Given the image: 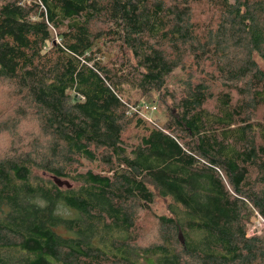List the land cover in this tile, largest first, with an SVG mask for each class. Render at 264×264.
Instances as JSON below:
<instances>
[{
  "label": "trees",
  "instance_id": "obj_1",
  "mask_svg": "<svg viewBox=\"0 0 264 264\" xmlns=\"http://www.w3.org/2000/svg\"><path fill=\"white\" fill-rule=\"evenodd\" d=\"M202 3L219 20L206 31L192 20ZM232 22L250 43L242 55L220 53L222 88H188L166 128L152 126L130 149L125 130L148 122L123 100H149H126L124 85L166 96L185 52L201 53ZM106 46L115 50L103 61ZM255 52L264 63V0L1 4L0 77L26 95L42 133L0 156V264H264V226L249 234L253 215L264 219ZM156 195L170 198L169 214L159 216L161 241L142 246L139 211Z\"/></svg>",
  "mask_w": 264,
  "mask_h": 264
},
{
  "label": "rangeland",
  "instance_id": "obj_2",
  "mask_svg": "<svg viewBox=\"0 0 264 264\" xmlns=\"http://www.w3.org/2000/svg\"><path fill=\"white\" fill-rule=\"evenodd\" d=\"M7 1L11 0H0V5ZM167 1L170 2L171 0ZM192 20L196 21L204 31L211 26L216 27L219 24L218 15L206 9L203 3L197 6V10L193 11ZM243 30V24L232 22L225 27L223 33L222 28L219 30L221 33L218 37L206 41L205 50L201 51V53H197L194 56L187 50L184 55L186 59L184 68H177L167 79L163 88V92L167 94L166 96L159 92L143 94L137 88L136 83L132 81L124 85L126 91L123 93V98L130 100V102L142 99L152 102L157 107L154 110L149 109V120L155 121L159 126L166 128L170 120L171 109L173 107H182L181 102L184 100V95L187 93L188 88L194 87V89H197V85L199 86L201 82L207 84V94L215 93L222 88L223 79L218 74V72H221L217 71V66H220L218 64L219 60L222 56H225L224 53L227 55L226 57L231 58L242 55L245 52V47L249 46L250 42ZM57 39L63 43L61 38ZM95 48L97 49L98 47L95 46ZM114 50V47H104L103 51L106 52V56L102 58L99 53V58L101 57L103 61L108 57L112 58ZM254 56L259 64L264 67V63L257 52H255ZM222 59L224 60L225 57ZM35 111L37 112L36 109ZM15 113L22 114L20 121H17ZM145 120L148 123H144L142 126H136L133 123L125 130L124 140L130 149L134 148L142 137L149 133V128L152 126L157 127L148 119ZM10 128H14L15 131L13 133L9 132ZM167 130L172 132L170 129ZM41 133L42 123L39 122L34 109L29 106L26 95L21 92L19 86L15 85L13 80L0 77V156L9 150H15V147L22 142L40 141ZM42 144H45V141ZM85 168L97 169L98 167L94 163L86 161ZM169 202L170 198L165 199L156 195L154 203L148 209L139 211L135 232L138 235V243L140 245L147 246L161 241L159 237L161 234L159 216L169 214ZM253 216L254 223L250 226V230L255 225L262 229L264 222L261 216L257 213Z\"/></svg>",
  "mask_w": 264,
  "mask_h": 264
},
{
  "label": "built area",
  "instance_id": "obj_3",
  "mask_svg": "<svg viewBox=\"0 0 264 264\" xmlns=\"http://www.w3.org/2000/svg\"><path fill=\"white\" fill-rule=\"evenodd\" d=\"M128 108L130 109L131 112H136L138 114V116L142 117L143 119H148L149 120V109H156V105H153L152 102H143L140 104H134V103H129L125 100H123ZM152 123H154L157 127L162 128L161 126H159V124H157L155 121L149 120ZM260 216V215H259ZM262 218V217H261ZM263 222L264 219L262 218ZM251 228V227H250ZM260 231L261 228H258L256 225L254 226V228L252 230L249 229V234H253L255 231Z\"/></svg>",
  "mask_w": 264,
  "mask_h": 264
},
{
  "label": "water",
  "instance_id": "obj_4",
  "mask_svg": "<svg viewBox=\"0 0 264 264\" xmlns=\"http://www.w3.org/2000/svg\"><path fill=\"white\" fill-rule=\"evenodd\" d=\"M50 176V175H49ZM53 179L56 181V183L61 187H70V184L66 181H63L61 178L57 176H53Z\"/></svg>",
  "mask_w": 264,
  "mask_h": 264
}]
</instances>
